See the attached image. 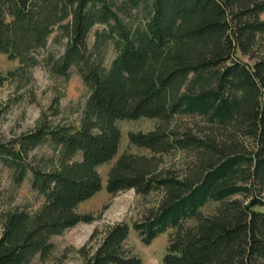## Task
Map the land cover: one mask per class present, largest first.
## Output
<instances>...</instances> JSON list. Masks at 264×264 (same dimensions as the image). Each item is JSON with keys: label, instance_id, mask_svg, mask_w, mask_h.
<instances>
[{"label": "trees", "instance_id": "1", "mask_svg": "<svg viewBox=\"0 0 264 264\" xmlns=\"http://www.w3.org/2000/svg\"><path fill=\"white\" fill-rule=\"evenodd\" d=\"M54 28L66 38L62 52L41 55ZM107 45L114 54L106 63ZM0 53L17 61L0 86L29 79L41 61L62 77L74 66L87 89L79 125L39 120L0 143L15 182L29 169L43 197L33 212L4 213L0 264L45 259L53 234L93 219L75 207L101 187L96 166L120 141L114 122L139 117L159 123L127 137L152 155L120 154L105 190L162 189L156 209L131 224L140 241L171 228L164 264H264V0H0ZM184 115L203 124L171 125ZM42 142L58 159L31 168L26 152ZM171 149L193 152L183 177L158 166L154 154ZM209 202L212 210L202 211ZM127 234L122 221L107 226L94 247L78 250L83 263L140 264L124 246Z\"/></svg>", "mask_w": 264, "mask_h": 264}, {"label": "rangeland", "instance_id": "2", "mask_svg": "<svg viewBox=\"0 0 264 264\" xmlns=\"http://www.w3.org/2000/svg\"><path fill=\"white\" fill-rule=\"evenodd\" d=\"M93 29L91 30L92 33ZM90 33V34H91ZM93 34L88 38L91 44ZM66 38L54 28L41 52L58 55L62 52ZM105 62L113 54V48L107 45ZM41 55L39 58H41ZM17 61L8 59L0 53V74L15 68ZM29 79L19 82L4 80L0 86V143H9L21 134L31 132L39 120L48 125H79L82 106L87 97V89L74 66H71L67 76H58L49 71L43 62L39 61L29 70ZM175 122V123H174ZM120 132V141L116 154L108 162L96 166L100 176L101 187L95 194L82 200L75 207L77 213H90L93 219L89 222H78L61 233L50 237L54 245L52 253L45 259L34 257L28 264H84L79 249L94 247L103 235L107 226L122 221L128 227L124 246L130 253L140 258V264H164L163 255L167 245V234L173 229L159 232L150 243L143 244L137 232L131 227L132 222L141 221L156 209L163 197L162 189L148 193H136L132 188L119 190L112 195L105 190L106 173L112 162L125 152L136 155H152L143 146H136L127 137L128 132H146L153 130L159 123L156 118L139 117L137 119L116 120L114 122ZM197 124V125H196ZM203 122L198 117L184 115L174 117L171 125H187L195 131ZM58 149L48 142H42L26 152L29 167L49 169L58 159ZM158 166L163 174L183 177L188 173V165L193 152L185 149H171L169 152L155 153ZM32 172L28 169L21 182H15L14 171L0 160V230L3 215L8 210L19 209L33 212L43 202L42 194L30 186ZM215 204L212 202L202 206L201 210L210 211ZM1 233V232H0Z\"/></svg>", "mask_w": 264, "mask_h": 264}]
</instances>
